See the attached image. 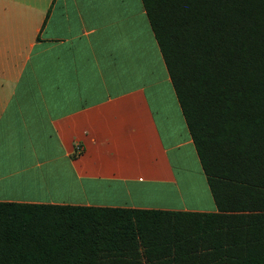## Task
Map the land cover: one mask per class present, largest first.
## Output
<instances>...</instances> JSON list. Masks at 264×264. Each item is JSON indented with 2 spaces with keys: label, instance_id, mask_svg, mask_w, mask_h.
I'll use <instances>...</instances> for the list:
<instances>
[{
  "label": "crops",
  "instance_id": "crops-1",
  "mask_svg": "<svg viewBox=\"0 0 264 264\" xmlns=\"http://www.w3.org/2000/svg\"><path fill=\"white\" fill-rule=\"evenodd\" d=\"M0 203L220 212L142 0H0Z\"/></svg>",
  "mask_w": 264,
  "mask_h": 264
},
{
  "label": "trees",
  "instance_id": "trees-1",
  "mask_svg": "<svg viewBox=\"0 0 264 264\" xmlns=\"http://www.w3.org/2000/svg\"><path fill=\"white\" fill-rule=\"evenodd\" d=\"M219 213L0 203V264H264V0H142Z\"/></svg>",
  "mask_w": 264,
  "mask_h": 264
},
{
  "label": "rangeland",
  "instance_id": "rangeland-1",
  "mask_svg": "<svg viewBox=\"0 0 264 264\" xmlns=\"http://www.w3.org/2000/svg\"><path fill=\"white\" fill-rule=\"evenodd\" d=\"M96 196L98 197H106L107 200L105 201V203H117V201H119L120 199H123L121 195H117V194H110L109 192L108 193H105V192H100L99 194H97ZM132 200L135 201L136 203L138 204H141V205H145L147 204V202H152V200L154 201H160L159 198L157 196H151V195H144L143 192H140L138 190H132ZM110 199H115L113 201H111ZM170 201V200H169Z\"/></svg>",
  "mask_w": 264,
  "mask_h": 264
}]
</instances>
